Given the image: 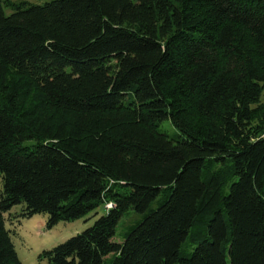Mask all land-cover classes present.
Wrapping results in <instances>:
<instances>
[{
    "label": "trees",
    "instance_id": "16d2710c",
    "mask_svg": "<svg viewBox=\"0 0 264 264\" xmlns=\"http://www.w3.org/2000/svg\"><path fill=\"white\" fill-rule=\"evenodd\" d=\"M100 205L40 258L264 264V0H0V264Z\"/></svg>",
    "mask_w": 264,
    "mask_h": 264
},
{
    "label": "rangeland",
    "instance_id": "374dc122",
    "mask_svg": "<svg viewBox=\"0 0 264 264\" xmlns=\"http://www.w3.org/2000/svg\"><path fill=\"white\" fill-rule=\"evenodd\" d=\"M33 1L41 2L44 0ZM6 10L8 12L11 11L8 7ZM162 127L171 132L176 130V127L168 119L163 122ZM157 205L158 201H155L153 206L156 207ZM21 208L22 203L13 206V210H20ZM106 211V206L100 205L82 217L72 220H61L51 226L48 224L47 213L36 212L31 216L21 217V222L15 221L11 223L8 220L7 225L13 231V240L23 264H48L47 258H40V254L44 249L52 248L72 235L81 232L92 225L97 217ZM143 216L144 212L130 208L119 220L113 239L115 241H123L130 227L142 219Z\"/></svg>",
    "mask_w": 264,
    "mask_h": 264
},
{
    "label": "built area",
    "instance_id": "2783aa9c",
    "mask_svg": "<svg viewBox=\"0 0 264 264\" xmlns=\"http://www.w3.org/2000/svg\"><path fill=\"white\" fill-rule=\"evenodd\" d=\"M112 205L111 203L108 204V206Z\"/></svg>",
    "mask_w": 264,
    "mask_h": 264
}]
</instances>
